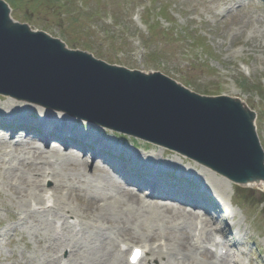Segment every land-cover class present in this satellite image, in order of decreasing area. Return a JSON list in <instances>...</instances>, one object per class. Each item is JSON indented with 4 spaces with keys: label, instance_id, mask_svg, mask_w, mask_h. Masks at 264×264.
<instances>
[{
    "label": "rangeland",
    "instance_id": "obj_1",
    "mask_svg": "<svg viewBox=\"0 0 264 264\" xmlns=\"http://www.w3.org/2000/svg\"><path fill=\"white\" fill-rule=\"evenodd\" d=\"M21 1L9 5L12 18L68 49L129 70L160 72L201 96L240 100L257 116L264 151V0ZM11 100L0 95V123L25 130L0 137V264H127L132 247L165 240L159 256L147 254L139 264H209L194 249L184 256L176 252L183 233L200 247L212 245L197 240L203 222L219 229L224 249L238 264H264V189L235 186L186 157L127 135L81 129L76 119L63 129L58 115L41 120L32 103L22 114L27 121H18L13 102L9 110ZM49 125L56 127L45 131ZM59 133L80 141L89 134L104 144L92 143L98 149L82 160L60 140L63 152L57 154L45 139ZM101 153L145 174L151 167L179 192L151 191V183L147 194L144 188L130 189L107 172ZM119 190L159 209L123 206ZM46 194L49 208L35 211L44 206ZM186 201L207 209L186 207ZM184 214L192 216L193 226L182 224ZM71 245L85 249L80 259L63 249ZM224 262L232 264L229 257Z\"/></svg>",
    "mask_w": 264,
    "mask_h": 264
},
{
    "label": "water",
    "instance_id": "obj_2",
    "mask_svg": "<svg viewBox=\"0 0 264 264\" xmlns=\"http://www.w3.org/2000/svg\"><path fill=\"white\" fill-rule=\"evenodd\" d=\"M0 0V95L59 110L176 152L244 185L264 182L254 114L228 97H202L160 74L67 50L8 17Z\"/></svg>",
    "mask_w": 264,
    "mask_h": 264
},
{
    "label": "bare ground",
    "instance_id": "obj_3",
    "mask_svg": "<svg viewBox=\"0 0 264 264\" xmlns=\"http://www.w3.org/2000/svg\"><path fill=\"white\" fill-rule=\"evenodd\" d=\"M12 102L15 104V110L18 111V114L15 112V114H17L16 115L17 117H15V119H19L18 121H21V122H26L27 120L25 119V116H23L22 114L28 109V107H29L28 103H26L24 101H21V100L13 99V100H11V103L9 105V110L10 111H11ZM38 109H39V112L41 113L40 114L41 115V118H40L41 120L45 121L47 118L52 119L51 118L52 114H50L49 111H45L44 108L42 109V108H40V106H39ZM20 114H21V116H18ZM58 116H59L58 119H60L59 123L62 126V128L64 129L65 127H68L69 126L68 125L69 124V119L64 117L63 114L58 115ZM15 122H17V121L15 120ZM46 122L48 123L49 121H46ZM19 125H21V123H19ZM50 126L51 125H49V127ZM133 159L136 160V161L139 160L136 157H134ZM143 163H145V162H143ZM206 170L208 172H210L209 169H206ZM46 177H48V175H46ZM207 177H209V176H207ZM104 178H106V177H104ZM107 181H109V180L107 179ZM245 186L253 187V188L255 187V188H259V189H264V182H262V181H256L255 182L254 181V182H250V183L245 184ZM40 193L42 194V193H44V191L41 190ZM118 195H119V199L121 201V204L123 206H126V207L127 206H130V207H143V208H147V209L149 207H151V206H153V207L155 206L156 209H153V207H152L153 210H158L159 209L156 206L157 205L156 203L149 204L148 207H144V206H147L148 204H145V202L142 201L137 195L129 193V192H126L124 190H119V194ZM41 199H42V197H41ZM46 200H47V202H44V206L43 207L38 208V209L34 208V210L35 211H43V210H45V208L49 207V196L46 198ZM40 202H41V200H40ZM161 207L164 208V210L169 209L167 207V205H162ZM191 218H192V216L189 215V214L182 215V219H181L182 224L183 225L185 224L186 227H188V225L193 226V224H192L193 222H192ZM197 226H199V225H197ZM193 230H194V227H193ZM213 232H217V229L214 228L211 223L203 222L202 226L198 229V238H197V240L198 239L206 240V241L207 240H212L211 243L215 247V252L214 251H210L209 249H207L205 247L203 248V247L198 246L197 244L194 243L195 238L193 239L192 237H188V236L184 235V233H183L179 244H177V246H178L176 248L177 255L178 256H184L188 252V250L194 249L195 251H199L200 257L202 259H204L206 263H209V264H229L227 262H224L225 260H224L222 254H221L222 253V249L224 248L222 246V242L219 239H214V238L211 237V234ZM148 239H149V237H148ZM148 239H146V241L151 242V239H149V240ZM166 245L167 244H166V240H165V241H163V243H159V244L154 243V244H152L151 245L152 247L148 248V249H147L148 246L144 245L141 250L143 252V255L145 254V256H146V254H150L151 256H154L155 254L158 255L160 250H161V247L166 246ZM63 249L67 252V254L70 256V258L74 259V261L77 260V259H80L79 257H80L81 252L85 251V249L82 251V248H75L73 245L66 246ZM128 264H129V261H128Z\"/></svg>",
    "mask_w": 264,
    "mask_h": 264
},
{
    "label": "trees",
    "instance_id": "obj_4",
    "mask_svg": "<svg viewBox=\"0 0 264 264\" xmlns=\"http://www.w3.org/2000/svg\"><path fill=\"white\" fill-rule=\"evenodd\" d=\"M48 1H51V0H48ZM55 2H57V0H55ZM242 84H243V82H242ZM243 88V87H242ZM260 94V93H259Z\"/></svg>",
    "mask_w": 264,
    "mask_h": 264
}]
</instances>
